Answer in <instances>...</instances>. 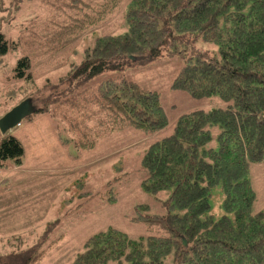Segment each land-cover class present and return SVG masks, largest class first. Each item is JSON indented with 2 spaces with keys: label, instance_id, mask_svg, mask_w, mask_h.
Returning a JSON list of instances; mask_svg holds the SVG:
<instances>
[{
  "label": "trees",
  "instance_id": "trees-1",
  "mask_svg": "<svg viewBox=\"0 0 264 264\" xmlns=\"http://www.w3.org/2000/svg\"><path fill=\"white\" fill-rule=\"evenodd\" d=\"M43 1L74 12L58 34L63 41L98 26L121 2ZM124 18L128 33L97 37L84 60L64 78L78 88L71 97L56 107H37L31 88L21 91L20 99L31 98L36 113L57 114L66 123L72 137L64 144L72 142L87 151L96 147L100 130L156 133L167 128L169 118L159 92L121 77L94 88L88 82L106 70L150 64L167 53L184 54L177 47L192 36L220 45V59L184 54L185 65L172 89L194 99L218 97L226 107L181 115L172 134L151 143L141 157L146 172L142 190L151 195L172 193L166 215H143L145 207L139 206L133 220L166 235L134 241L116 229L102 231L86 241L73 264H164L172 253L174 264H264V212L252 211L257 196L249 181L251 166L264 161V0H129ZM15 49L16 43L0 33V55ZM31 66L30 57L24 56L18 78L32 83ZM15 98H8L13 101L9 110L19 104ZM94 117L99 131L87 125ZM214 127L220 130L215 137ZM24 157L20 140L0 133V172L22 165ZM219 185L226 215L216 220L208 213L211 191ZM109 192L107 200L113 203L111 188ZM82 196L89 200L101 195ZM16 241L17 251L0 256L1 264H35L46 256V250L34 254L37 246L22 248L23 238Z\"/></svg>",
  "mask_w": 264,
  "mask_h": 264
},
{
  "label": "rangeland",
  "instance_id": "rangeland-1",
  "mask_svg": "<svg viewBox=\"0 0 264 264\" xmlns=\"http://www.w3.org/2000/svg\"><path fill=\"white\" fill-rule=\"evenodd\" d=\"M104 1L93 0L92 3ZM128 1L121 0L117 9L98 26L63 41L58 40V34L74 12L56 9L43 0L19 4L0 0V33L16 43L15 50L0 55V117L13 104L8 100L10 96L18 95L15 98L18 103L23 100L20 99L22 90L31 88L37 107H56L60 100L77 92L78 88L65 83L64 78L74 65L84 60L85 50L93 47L97 37L128 33L124 18ZM191 38L188 43L178 45L177 51H186L184 54L190 57L198 54L205 60L220 59V45L205 42L201 36ZM184 54L167 53L150 64L133 63L122 71L106 70L88 82V86L94 88L109 78L121 77L159 92L169 118L168 127L159 132L146 133L131 128L114 133L100 130L96 147L83 151L76 149L72 142L64 144L63 140L72 135L57 114L34 113L9 131L24 146L25 158L23 168L13 167L17 170L12 178L16 182L9 181L5 187L13 189V199L8 202L0 199V207L4 206L0 209V256L17 251L14 245L20 237L24 240L22 248L37 246L34 254L47 251L44 259L35 264H73L86 241L102 231L116 229L134 241L166 235L160 228L149 229L146 224L133 220L139 206L145 207L141 210L143 215H166L172 193L166 190L151 195L142 190L146 172L141 166V157L151 143L172 134L181 115L226 107L218 97L194 99L172 89L174 79L185 65ZM24 56L30 57L32 62L29 71L32 83L17 76L19 61ZM19 88V94H10ZM66 109L63 107L64 111ZM93 120H87V125L99 131L97 118ZM212 130L214 137L220 131L218 127ZM249 181L257 196L252 211L264 212V161L251 166ZM110 188L115 198L113 203L107 200L112 193ZM86 192L101 196L88 200L81 197ZM224 197L221 185L212 189L208 215L216 220L226 215L222 207ZM229 217L235 218L234 214ZM6 223L10 230L1 228ZM14 229L18 234L10 232ZM164 264H174L173 253L164 259Z\"/></svg>",
  "mask_w": 264,
  "mask_h": 264
},
{
  "label": "water",
  "instance_id": "water-1",
  "mask_svg": "<svg viewBox=\"0 0 264 264\" xmlns=\"http://www.w3.org/2000/svg\"><path fill=\"white\" fill-rule=\"evenodd\" d=\"M37 109L31 98H27L14 106L0 118V133L6 135L10 130L19 126L24 119L36 113ZM184 244L187 245L186 241Z\"/></svg>",
  "mask_w": 264,
  "mask_h": 264
},
{
  "label": "crops",
  "instance_id": "crops-1",
  "mask_svg": "<svg viewBox=\"0 0 264 264\" xmlns=\"http://www.w3.org/2000/svg\"><path fill=\"white\" fill-rule=\"evenodd\" d=\"M11 131V130H10ZM10 134V132L8 133ZM50 145H53V143H50ZM60 145V144H59ZM24 147V146H23ZM25 158V157H24ZM23 168L24 167V160L22 165L15 167L17 168ZM13 167H10L8 170L4 171L3 173L0 172V199L4 198L6 202H8L11 198L13 199V194H11V192L13 191V189L10 187L9 189H6L5 187L8 185L9 181L11 182H16L15 180H13V174L16 173V169ZM17 183L13 184L12 187L15 189ZM4 206H1L0 209H2ZM10 208V206H9ZM9 225V224H8ZM6 223V225L1 226L2 229H5L6 227L8 228V230H10L11 228H9ZM17 229H14L10 232H12L13 234H18ZM56 242H54L53 244H55ZM48 248H51L50 246Z\"/></svg>",
  "mask_w": 264,
  "mask_h": 264
}]
</instances>
